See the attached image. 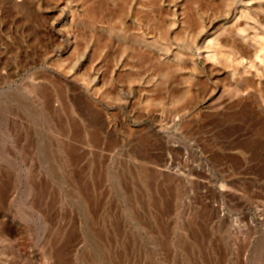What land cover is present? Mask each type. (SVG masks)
Listing matches in <instances>:
<instances>
[{
    "label": "rangeland",
    "instance_id": "374dc122",
    "mask_svg": "<svg viewBox=\"0 0 264 264\" xmlns=\"http://www.w3.org/2000/svg\"><path fill=\"white\" fill-rule=\"evenodd\" d=\"M248 2L0 0V264H264V78L240 64L264 49L234 31Z\"/></svg>",
    "mask_w": 264,
    "mask_h": 264
},
{
    "label": "bare ground",
    "instance_id": "6f19581e",
    "mask_svg": "<svg viewBox=\"0 0 264 264\" xmlns=\"http://www.w3.org/2000/svg\"><path fill=\"white\" fill-rule=\"evenodd\" d=\"M106 2H107V0H106ZM248 4L249 5H253V9L255 10V12L254 13H250V11H248V10H241L240 11V17H242V18H244L245 19V23H244V25L242 26V27H237L236 28V30H234V28H231L232 30H234L235 31V36L239 39V40H241L244 44H246V42L248 43L250 40H254V42L256 41L257 42V44L259 43L260 45H262L263 46V49H264V38L261 36V34H262V32H264V15H261L260 14V11H262L261 9L263 8H258L257 7V4H258V2L256 1V0H249V2H248ZM124 6V5H123ZM177 8V7H176ZM167 9V8H166ZM180 9V8H179ZM238 9V8H237ZM251 9V8H250ZM190 10V9H189ZM112 11V10H111ZM71 12L72 11H68V19H69V21H65V22H63L61 25H59V39H60V43H61V45H65L66 46V50H64L63 51V53H61V56H72V57H74V56H76V53H74L73 54V50H74V45H75V43H76V41L78 40V38H77V36H76V32L74 33L73 31H72V28H73V21H72V16H71ZM113 12V11H112ZM118 13V12H117ZM164 13V12H163ZM193 13V12H192ZM262 13H264V12H262ZM51 14V13H50ZM113 14V13H112ZM167 14V13H166ZM194 14V13H193ZM238 15V14H237ZM239 16H235V18L230 22V23H232L231 25H237V23H238V21H239V19H240V17ZM160 17H162V16H160ZM195 17V16H194ZM229 17H230V15H229ZM225 18V17H224ZM161 19V18H160ZM195 19H197V18H195ZM218 19V18H217ZM224 20V19H223ZM58 21V20H57ZM176 21V20H175ZM243 21V20H242ZM197 22V21H196ZM199 24V23H198ZM54 25V24H53ZM213 26V24L211 25V27ZM229 26V25H228ZM241 26V25H240ZM208 27V26H207ZM231 27V26H230ZM56 28V27H55ZM159 28V27H158ZM54 29V28H53ZM209 29V28H208ZM225 29V27H222V29H218V30H216V31H214L213 33H212V39L210 38V37H206L205 39H204V43L205 44H208V48L210 49L213 45V43L215 42V40H217V38L219 37V36H221V34H222V31ZM226 29H227V27H226ZM229 30V29H228ZM55 31V30H54ZM166 31V30H165ZM65 32V33H64ZM164 32V31H163ZM206 32V31H205ZM204 32V33H205ZM226 32V31H225ZM145 34V33H144ZM200 34V33H199ZM224 34V33H223ZM222 34V35H223ZM224 35H226V34H224ZM227 36V35H226ZM225 36V37H226ZM106 38V37H105ZM222 38H224V37H222ZM235 38V37H234ZM236 38V39H237ZM200 39V38H199ZM218 39H220V38H218ZM198 40V39H197ZM219 41V40H218ZM221 41V40H220ZM230 41V40H229ZM234 40H232V42H233ZM222 42V41H221ZM226 42V41H225ZM231 42V41H230ZM230 42H228V43H230ZM224 43V42H223ZM239 43V42H238ZM83 44V43H82ZM198 44V43H197ZM225 44V43H224ZM237 44V43H236ZM244 44H243V48H244ZM148 45V44H147ZM217 45H220L221 46V44L218 42L217 43ZM230 45H231V43H230ZM84 46V45H83ZM83 46H81V47H83ZM238 46H240L239 44H238ZM242 46V45H241ZM248 46V45H247ZM151 47V46H150ZM62 48V47H61ZM240 48V47H239ZM100 50V49H99ZM143 50V49H142ZM235 50H236V48H235ZM247 50H249V49H247ZM101 51V50H100ZM58 52V51H57ZM169 52V51H168ZM168 52H160L159 53V55H158V60L160 61H158V63L159 64H163L167 69H168V71H177L178 69H180V65H179V63H178V61H174V60H172L171 61V58H169V56H168ZM260 52V51H259ZM259 52H256L255 53V60L254 61H247V60H245L244 58H242L241 60H240V64H241V66L243 67V69H244V72L247 74V75H250V76H253V77H255L254 79H259V80H261V79H263L264 78V62L262 61V59H261V54L259 53ZM252 53V52H251ZM254 53V52H253ZM64 54V55H63ZM81 54V53H80ZM98 54H99V51H98ZM153 54V53H152ZM201 55H203L204 56V58L205 59H207V60H209V61H211V62H214V63H216L217 62V60L219 59V55H218V53L216 52V51H214V50H206V51H204V53L203 54H201ZM245 55V54H244ZM96 56H97V54H96ZM152 56V55H151ZM246 58V57H245ZM76 59V58H75ZM96 60H97V58H96ZM143 60H145V59H143ZM142 60V61H143ZM95 61V60H94ZM53 62V61H52ZM74 62V61H73ZM85 62V61H84ZM156 63V61H153V63ZM239 63V62H238ZM146 64V63H145ZM78 65V64H77ZM117 67V66H116ZM162 67V66H161ZM79 68V67H78ZM77 68V69H78ZM76 69V68H75ZM115 69V68H114ZM207 69V68H206ZM241 69V68H240ZM159 70V69H158ZM166 71V70H165ZM164 71V72H165ZM54 72V71H53ZM65 72V71H64ZM107 72V71H106ZM237 72H239V71H237ZM74 73V72H73ZM108 73V72H107ZM59 74V73H58ZM116 75V74H115ZM130 75V74H129ZM107 76V75H106ZM67 78V77H66ZM97 78V77H96ZM181 78V77H180ZM59 79V78H58ZM57 79V80H58ZM78 79V78H77ZM251 79V78H250ZM253 79V80H254ZM52 80H54L53 78H52ZM104 80V79H103ZM264 81V80H263ZM261 82V83H264V82ZM53 82V81H52ZM74 82V81H73ZM58 83V82H57ZM75 83V82H74ZM256 83V82H255ZM61 84V83H60ZM134 84H132V86H133ZM82 86V85H81ZM62 87V86H61ZM262 87V86H261ZM138 89V88H137ZM83 90V89H82ZM112 90V89H111ZM150 90V89H149ZM115 91V90H114ZM140 91V90H139ZM171 91V90H170ZM262 91V90H261ZM113 92V91H112ZM51 93V92H50ZM132 94V93H131ZM177 94V93H176ZM49 95V94H48ZM51 95V94H50ZM48 96V97H51V96ZM120 95V94H119ZM78 96V95H77ZM91 96V95H90ZM121 96V95H120ZM71 98V97H70ZM79 99V97L77 98V100ZM52 100H53V102H54V100L55 99H49L48 101L50 102V103H52ZM71 100H73V99H71ZM77 100H75V101H77ZM79 101V100H78ZM81 102H84V101H82V99L80 100ZM79 101V102H80ZM79 102H77L76 104H78ZM80 102V103H81ZM100 102V101H99ZM98 102V103H99ZM131 103V102H130ZM52 104H54V103H52ZM79 105V104H78ZM89 105H90V103H89ZM50 106V105H49ZM52 106V105H51ZM68 106V105H67ZM90 107V106H89ZM255 107V106H254ZM51 108H53V107H51ZM54 109V108H53ZM180 109V108H179ZM178 109V110H179ZM253 109V108H252ZM98 111V110H97ZM96 113V112H95ZM259 116H260V114H259ZM121 117V116H120ZM120 120H121V118H120ZM122 121V120H121Z\"/></svg>",
    "mask_w": 264,
    "mask_h": 264
}]
</instances>
